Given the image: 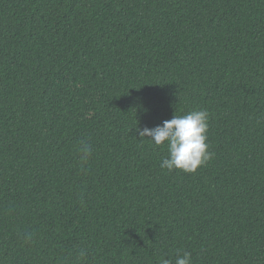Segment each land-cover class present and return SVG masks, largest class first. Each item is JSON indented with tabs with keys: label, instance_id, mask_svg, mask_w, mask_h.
<instances>
[{
	"label": "trees",
	"instance_id": "1",
	"mask_svg": "<svg viewBox=\"0 0 264 264\" xmlns=\"http://www.w3.org/2000/svg\"><path fill=\"white\" fill-rule=\"evenodd\" d=\"M193 110L212 158L161 168ZM185 251L264 264V0H0V264Z\"/></svg>",
	"mask_w": 264,
	"mask_h": 264
},
{
	"label": "clouds",
	"instance_id": "2",
	"mask_svg": "<svg viewBox=\"0 0 264 264\" xmlns=\"http://www.w3.org/2000/svg\"><path fill=\"white\" fill-rule=\"evenodd\" d=\"M209 114L207 110H193L184 115H174L172 119L165 120L155 127L138 129V134L148 138L159 146L167 141L169 157L161 162V168L171 171L179 169L192 173L209 159L213 153L208 151L207 129ZM79 158L82 164H86L91 155V146L87 141L80 142ZM31 239V234L25 236V240ZM86 255L81 249L78 258ZM159 264H191V253L185 251L177 254L174 258L161 257Z\"/></svg>",
	"mask_w": 264,
	"mask_h": 264
}]
</instances>
